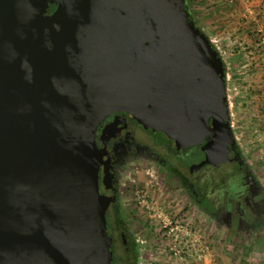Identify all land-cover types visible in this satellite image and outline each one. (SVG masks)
Masks as SVG:
<instances>
[{
	"label": "water",
	"instance_id": "obj_1",
	"mask_svg": "<svg viewBox=\"0 0 264 264\" xmlns=\"http://www.w3.org/2000/svg\"><path fill=\"white\" fill-rule=\"evenodd\" d=\"M222 62L184 0H0V264H113L115 111L197 147L190 173L226 166Z\"/></svg>",
	"mask_w": 264,
	"mask_h": 264
},
{
	"label": "rangeland",
	"instance_id": "obj_2",
	"mask_svg": "<svg viewBox=\"0 0 264 264\" xmlns=\"http://www.w3.org/2000/svg\"><path fill=\"white\" fill-rule=\"evenodd\" d=\"M198 1L186 0V3L191 18L203 31L200 17L195 16ZM204 2L211 3V0ZM229 2L225 0V4ZM211 43L216 46V41ZM237 47L235 49L241 46ZM230 49L225 46L220 53L226 64L231 131L242 156L264 186V118L258 117L254 110V115L247 110L243 69L238 65L243 62V55L235 54L232 60L227 61L228 57H233L227 55ZM168 160L177 162L174 157ZM235 167L234 164L223 166V170L214 174L215 178H222ZM184 172L188 173L187 169ZM234 173L232 170V176L223 183L224 188L215 190L212 197L222 198L224 191L233 192L240 183V175ZM198 175L200 172L189 174L191 178ZM121 183L123 214L128 223L126 230L133 233L132 238L137 244L131 264H205L206 261L194 260L193 255L200 244L207 246L206 257L213 255L220 264H264V223L254 231L239 230L234 224L228 227L220 221L216 223L207 212L193 207L188 191L171 171L151 161L130 163L123 171Z\"/></svg>",
	"mask_w": 264,
	"mask_h": 264
},
{
	"label": "flooded vegetation",
	"instance_id": "obj_3",
	"mask_svg": "<svg viewBox=\"0 0 264 264\" xmlns=\"http://www.w3.org/2000/svg\"><path fill=\"white\" fill-rule=\"evenodd\" d=\"M96 135L99 145L106 149L108 158L107 182L112 202L107 210V224L113 234V264H131L130 261L137 252V244L136 239L132 238L133 233L126 230L127 217L123 214L121 179L125 167L135 161H151L164 170L171 171L180 185L188 191L193 207L200 212L204 211L201 198H197L192 192L191 183L199 185L206 177L191 178L189 171V174L184 172L191 159L196 158L197 147L189 146L180 150L175 144L160 140L153 133L144 132L130 113L115 111L107 115L98 124ZM167 157H174L177 162H171ZM230 157L227 165L236 166L232 170L235 171L234 175H240V183H237L232 193L225 191L222 198L216 197L207 201L213 211L209 217L228 227L234 224L239 230L254 231L264 223V186L242 156L236 141L231 146ZM232 170L227 179L232 176ZM100 180H103V176ZM199 195L201 196L200 193Z\"/></svg>",
	"mask_w": 264,
	"mask_h": 264
},
{
	"label": "crops",
	"instance_id": "obj_4",
	"mask_svg": "<svg viewBox=\"0 0 264 264\" xmlns=\"http://www.w3.org/2000/svg\"><path fill=\"white\" fill-rule=\"evenodd\" d=\"M197 4L195 16L200 17L205 34L216 41L219 51L225 46L231 48L227 55L233 57L227 61L235 54L243 55V62L238 65L243 69L246 107L252 115L254 110L258 117L264 118V42L256 31L257 25L264 23V0H230L226 4L225 0H211V3L200 0ZM237 45L241 47L235 49ZM205 261L220 264L213 255Z\"/></svg>",
	"mask_w": 264,
	"mask_h": 264
},
{
	"label": "trees",
	"instance_id": "obj_5",
	"mask_svg": "<svg viewBox=\"0 0 264 264\" xmlns=\"http://www.w3.org/2000/svg\"><path fill=\"white\" fill-rule=\"evenodd\" d=\"M184 3H185L186 9L189 12V8H188V5L186 3V0H184ZM190 18H191V14H190ZM192 21H193V19H192ZM212 46L216 50V52L218 53V56L223 61L222 64H223L224 78L226 80V64H225V61H224L220 51L216 48V46L213 44H212ZM228 112H229V110H228ZM230 131H231V125H230ZM231 133H232V131H231ZM233 145H235V143ZM226 176H229V173L227 175H224L222 178H221V176L219 178H215V175L210 174V175H207L205 180L203 182L199 183V185H197L198 183L197 184H194L193 182L191 183L192 192L195 194V196H197V198H201L200 199L201 200V207L208 214L212 213L213 211L208 206L207 201L210 200L211 198H214V197H212L213 196L212 194L215 190H218V189L221 190V188H224L225 185L223 186V183L226 182V179H227V178H225ZM195 185L197 186V188ZM199 193L201 194V196L199 195ZM224 193H225V191L223 192V194Z\"/></svg>",
	"mask_w": 264,
	"mask_h": 264
},
{
	"label": "built area",
	"instance_id": "obj_6",
	"mask_svg": "<svg viewBox=\"0 0 264 264\" xmlns=\"http://www.w3.org/2000/svg\"><path fill=\"white\" fill-rule=\"evenodd\" d=\"M257 33L259 34L261 40L264 42V23H261L257 26L256 29ZM208 254L207 251V246L206 245H202L200 244L196 253L193 255L194 256V260L198 261V262H204L206 259V255ZM185 258V256H184ZM207 264V263H205Z\"/></svg>",
	"mask_w": 264,
	"mask_h": 264
}]
</instances>
